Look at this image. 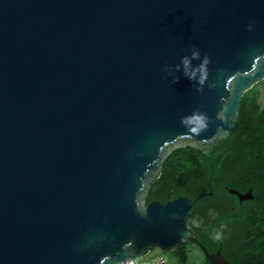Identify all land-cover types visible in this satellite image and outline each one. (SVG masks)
<instances>
[{
    "label": "water",
    "instance_id": "1",
    "mask_svg": "<svg viewBox=\"0 0 264 264\" xmlns=\"http://www.w3.org/2000/svg\"><path fill=\"white\" fill-rule=\"evenodd\" d=\"M263 79L264 0H0V264L198 243L192 199L146 203L150 184L227 138Z\"/></svg>",
    "mask_w": 264,
    "mask_h": 264
},
{
    "label": "trees",
    "instance_id": "2",
    "mask_svg": "<svg viewBox=\"0 0 264 264\" xmlns=\"http://www.w3.org/2000/svg\"><path fill=\"white\" fill-rule=\"evenodd\" d=\"M256 90L257 84L241 97L237 127L227 138L207 155L189 146L174 150L150 184L146 203L180 195L193 201L189 226L198 243L174 248L176 264L190 258L211 264L201 246L210 253L219 250L229 264H264V106ZM229 189L250 190L252 197L239 200Z\"/></svg>",
    "mask_w": 264,
    "mask_h": 264
},
{
    "label": "rangeland",
    "instance_id": "3",
    "mask_svg": "<svg viewBox=\"0 0 264 264\" xmlns=\"http://www.w3.org/2000/svg\"><path fill=\"white\" fill-rule=\"evenodd\" d=\"M255 96L257 98V101L262 106H264V79L257 84V90L255 92ZM153 252H161L167 260L166 264H176L171 252L158 251L157 249L153 250L151 253ZM193 253L195 254V256L200 255L198 250H196L195 248L193 249ZM198 263H199V260H193L192 258H190L187 264H198Z\"/></svg>",
    "mask_w": 264,
    "mask_h": 264
},
{
    "label": "built area",
    "instance_id": "4",
    "mask_svg": "<svg viewBox=\"0 0 264 264\" xmlns=\"http://www.w3.org/2000/svg\"><path fill=\"white\" fill-rule=\"evenodd\" d=\"M167 260L161 252L149 253L143 259L138 260H124L117 264H166Z\"/></svg>",
    "mask_w": 264,
    "mask_h": 264
},
{
    "label": "clouds",
    "instance_id": "5",
    "mask_svg": "<svg viewBox=\"0 0 264 264\" xmlns=\"http://www.w3.org/2000/svg\"><path fill=\"white\" fill-rule=\"evenodd\" d=\"M218 238V237H217Z\"/></svg>",
    "mask_w": 264,
    "mask_h": 264
}]
</instances>
